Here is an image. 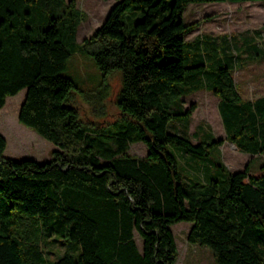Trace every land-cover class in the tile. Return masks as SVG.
<instances>
[{"label":"trees","instance_id":"trees-1","mask_svg":"<svg viewBox=\"0 0 264 264\" xmlns=\"http://www.w3.org/2000/svg\"><path fill=\"white\" fill-rule=\"evenodd\" d=\"M216 1L246 0H117L78 42L84 13L76 0H0V108L25 89L18 122L55 146L48 160H14L0 133V264H44L42 242L59 239L64 250L48 264H176L169 225L179 221L191 223L187 240L209 248L216 264H264V168L231 172L220 160L223 140L202 125L193 144L195 106L181 103L210 91L225 138L244 153H264V94L242 98L232 57L208 71L215 41L185 38L197 26L184 22L186 6ZM73 54L91 55L102 76L121 72L124 120L80 121L75 85L61 74ZM138 142L144 156L128 152ZM182 154L195 174H184ZM28 216L38 230H23Z\"/></svg>","mask_w":264,"mask_h":264},{"label":"rangeland","instance_id":"rangeland-1","mask_svg":"<svg viewBox=\"0 0 264 264\" xmlns=\"http://www.w3.org/2000/svg\"><path fill=\"white\" fill-rule=\"evenodd\" d=\"M117 0H76L78 8L84 13L79 23L76 40L81 42L89 37L104 20L108 10ZM184 22H197V26L185 38L192 41L200 35H207L209 41H215L217 50L210 51L214 61L206 62L205 68L210 71L218 64H229L232 57V75L242 98L253 100L264 94V0L216 1L206 3H189L183 12ZM61 74L69 77L75 88L72 99L80 121L85 125L96 124L97 127L110 125L124 120L117 108L116 100L122 86L121 72L112 71L102 76L91 55L73 54L66 62ZM208 76V74H206ZM204 81V75L199 76ZM25 95V89L6 97L0 108V133L6 140L4 156L19 160L34 159L38 162L48 160L50 151L55 146L40 136L33 129L24 126L17 120L19 105ZM218 97L206 89L197 90L182 98L183 108L195 106L187 126L188 136L193 144L198 137L192 134L198 125L214 136L223 140L219 146L220 160L232 172L241 170L249 163L252 171L264 168V153L247 154L240 151L225 138L223 123L218 111ZM177 124V125H175ZM175 130L180 132L178 123ZM179 126V127H178ZM171 131H175L170 128ZM208 137L207 140H211ZM128 152L136 156H144L146 146L132 143ZM217 149L211 151V158H217ZM180 167L185 175H193L188 154L177 155ZM184 166V168H183ZM195 168V166L193 167ZM23 230H38L39 221L28 216ZM191 223L179 221L169 225L177 245L176 264H216L209 248L187 240V232ZM135 239L140 246V237L135 231ZM71 241V240H70ZM67 242V241H66ZM63 240H44L42 253L44 264L57 258L64 250ZM75 243V241H71ZM62 243V244H61Z\"/></svg>","mask_w":264,"mask_h":264},{"label":"crops","instance_id":"crops-1","mask_svg":"<svg viewBox=\"0 0 264 264\" xmlns=\"http://www.w3.org/2000/svg\"><path fill=\"white\" fill-rule=\"evenodd\" d=\"M248 154V153H247ZM253 155V154H252ZM236 171V170H235ZM190 228V227H189ZM136 240V239H135ZM176 242V241H175ZM136 243H137V247L139 248V250H141V242H140V246H139V243L138 241L136 240ZM177 246V245H176Z\"/></svg>","mask_w":264,"mask_h":264}]
</instances>
